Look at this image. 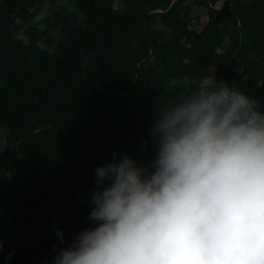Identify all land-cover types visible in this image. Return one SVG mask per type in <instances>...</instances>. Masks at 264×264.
I'll list each match as a JSON object with an SVG mask.
<instances>
[{"label":"trees","instance_id":"obj_1","mask_svg":"<svg viewBox=\"0 0 264 264\" xmlns=\"http://www.w3.org/2000/svg\"><path fill=\"white\" fill-rule=\"evenodd\" d=\"M117 1L77 0L83 26L53 5L49 30L66 38L48 55L34 28L28 46L13 39L37 0H0V264H52L53 245L96 226L95 168L114 153L150 164L169 79L224 80L264 109V0Z\"/></svg>","mask_w":264,"mask_h":264},{"label":"clouds","instance_id":"obj_2","mask_svg":"<svg viewBox=\"0 0 264 264\" xmlns=\"http://www.w3.org/2000/svg\"><path fill=\"white\" fill-rule=\"evenodd\" d=\"M53 5L83 26L77 0H37L27 22L15 18L13 39L28 46L34 28L35 47L55 55L66 33L49 30ZM167 88L149 128L155 157L139 165L114 153L95 168L96 226L53 245L52 264H264L261 102L224 80L173 77ZM8 143L0 126V156ZM57 237L63 244L59 229Z\"/></svg>","mask_w":264,"mask_h":264},{"label":"rangeland","instance_id":"obj_3","mask_svg":"<svg viewBox=\"0 0 264 264\" xmlns=\"http://www.w3.org/2000/svg\"><path fill=\"white\" fill-rule=\"evenodd\" d=\"M120 5H121V1L118 0V1L116 2L115 6H120ZM217 6L220 7V6H221V3H217ZM196 19H198V20L200 21V25H199V28H198V29H201V26H203V25L206 23V21H207V17H206L204 14H201V15L198 14V15L196 16ZM240 72H241V70L238 69V70H237V73H240Z\"/></svg>","mask_w":264,"mask_h":264}]
</instances>
